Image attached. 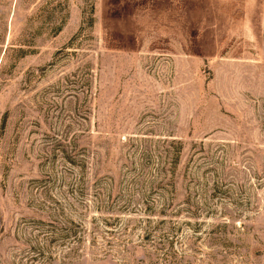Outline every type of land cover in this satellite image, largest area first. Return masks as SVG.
<instances>
[{"label": "rangeland", "instance_id": "rangeland-1", "mask_svg": "<svg viewBox=\"0 0 264 264\" xmlns=\"http://www.w3.org/2000/svg\"><path fill=\"white\" fill-rule=\"evenodd\" d=\"M0 264H264V0H0Z\"/></svg>", "mask_w": 264, "mask_h": 264}]
</instances>
